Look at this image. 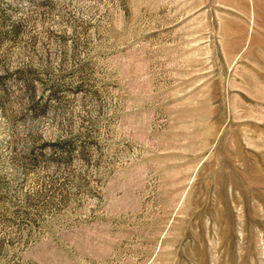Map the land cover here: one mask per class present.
<instances>
[{"label": "rangeland", "instance_id": "obj_1", "mask_svg": "<svg viewBox=\"0 0 264 264\" xmlns=\"http://www.w3.org/2000/svg\"><path fill=\"white\" fill-rule=\"evenodd\" d=\"M0 264H264V0H0Z\"/></svg>", "mask_w": 264, "mask_h": 264}]
</instances>
